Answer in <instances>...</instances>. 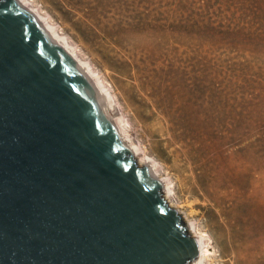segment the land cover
Instances as JSON below:
<instances>
[{
	"label": "rangeland",
	"instance_id": "1",
	"mask_svg": "<svg viewBox=\"0 0 264 264\" xmlns=\"http://www.w3.org/2000/svg\"><path fill=\"white\" fill-rule=\"evenodd\" d=\"M31 1L110 83L207 263L264 264V0Z\"/></svg>",
	"mask_w": 264,
	"mask_h": 264
},
{
	"label": "water",
	"instance_id": "2",
	"mask_svg": "<svg viewBox=\"0 0 264 264\" xmlns=\"http://www.w3.org/2000/svg\"><path fill=\"white\" fill-rule=\"evenodd\" d=\"M67 48L0 0V264H193L202 243Z\"/></svg>",
	"mask_w": 264,
	"mask_h": 264
},
{
	"label": "bare ground",
	"instance_id": "3",
	"mask_svg": "<svg viewBox=\"0 0 264 264\" xmlns=\"http://www.w3.org/2000/svg\"><path fill=\"white\" fill-rule=\"evenodd\" d=\"M15 1L22 4L28 10V12H30L31 15L35 19H37V21L41 25L48 26L50 29H52V31L56 34V36L66 43L71 58L79 66H81V68L84 69L85 72H87L89 75L94 77L99 82L102 91L105 93V95L108 98V101L110 103L109 104L110 108L112 110L114 117L118 121L119 126L134 140L135 147L131 148V152L134 155L138 166H143V165L149 166L155 172V176L158 178V180H160L165 184L163 199L170 208L175 209L179 212L180 207L174 205L172 203V199H170L172 198L171 197L172 193H174L171 178L167 175L164 176V173L162 172V168L158 165L155 158L149 156L145 151V149L141 147L139 141L137 140L135 129L132 126L133 123L130 120L129 116L125 112H123L120 106L121 104L117 99L116 94L113 92L112 88L110 87L111 86L110 83H108V81L104 78V76H102V74H100L97 70H95L96 68H94L92 62L89 59L85 58L84 56L85 54L83 53L84 54L83 55L82 51L80 50L81 48L75 45L69 38H67V36L62 32V29L58 25L53 23V21L49 18V16L43 13L42 10L37 7V5H35L31 0H15ZM187 226L189 228V231H191L190 236L192 238L194 237L197 238L202 243L203 246V251H199L198 257L193 264H208L207 262L209 261V258L211 257L212 254L211 253L212 248L210 249V244L208 239L209 237H207L208 235L206 233L199 232V230H197L195 226L194 227L192 226L191 228L189 223L187 224ZM227 235L230 241H231V237L234 239L235 236H237L235 233L230 232V230L227 232Z\"/></svg>",
	"mask_w": 264,
	"mask_h": 264
}]
</instances>
